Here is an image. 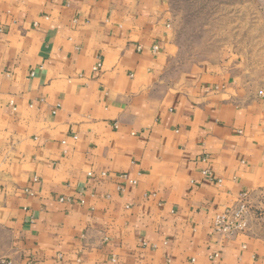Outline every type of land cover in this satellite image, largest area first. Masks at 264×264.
<instances>
[{
  "label": "crops",
  "instance_id": "obj_1",
  "mask_svg": "<svg viewBox=\"0 0 264 264\" xmlns=\"http://www.w3.org/2000/svg\"><path fill=\"white\" fill-rule=\"evenodd\" d=\"M176 51L164 0H0V258L264 264L211 227L264 191V101Z\"/></svg>",
  "mask_w": 264,
  "mask_h": 264
},
{
  "label": "rangeland",
  "instance_id": "obj_2",
  "mask_svg": "<svg viewBox=\"0 0 264 264\" xmlns=\"http://www.w3.org/2000/svg\"><path fill=\"white\" fill-rule=\"evenodd\" d=\"M164 1L177 46L173 64H226L247 96L264 101V0ZM251 225L264 233V191L250 196L247 231Z\"/></svg>",
  "mask_w": 264,
  "mask_h": 264
},
{
  "label": "built area",
  "instance_id": "obj_3",
  "mask_svg": "<svg viewBox=\"0 0 264 264\" xmlns=\"http://www.w3.org/2000/svg\"><path fill=\"white\" fill-rule=\"evenodd\" d=\"M99 67L100 64H97L95 69ZM88 175H91V173ZM101 175H104V173ZM217 181L220 182V180ZM130 182L135 183V180H130ZM250 196V192L242 191L238 194L233 205L214 214L211 222L213 232L223 238H231L238 233L247 231V214L250 209ZM63 200L70 201L71 199L69 197H61L60 201ZM0 264H13V262L7 257H1Z\"/></svg>",
  "mask_w": 264,
  "mask_h": 264
}]
</instances>
